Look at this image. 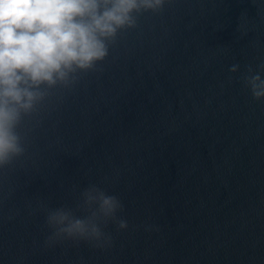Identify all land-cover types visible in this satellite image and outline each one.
<instances>
[{
  "label": "water",
  "instance_id": "95a60500",
  "mask_svg": "<svg viewBox=\"0 0 264 264\" xmlns=\"http://www.w3.org/2000/svg\"><path fill=\"white\" fill-rule=\"evenodd\" d=\"M262 63L264 0L142 13L23 118L26 151L0 170V264H264V99L242 80ZM89 184L128 227L109 223L104 248L46 244L45 209Z\"/></svg>",
  "mask_w": 264,
  "mask_h": 264
},
{
  "label": "clouds",
  "instance_id": "9594fccd",
  "mask_svg": "<svg viewBox=\"0 0 264 264\" xmlns=\"http://www.w3.org/2000/svg\"><path fill=\"white\" fill-rule=\"evenodd\" d=\"M166 0H0V170L23 156L19 131L30 115L57 87L76 83L80 73L97 69L118 33L137 26L144 12L157 13ZM239 70L233 64L229 72ZM264 63L242 77L254 100L264 99ZM118 196L97 184L79 192L74 207L45 209L48 245L86 242L104 248L112 243L109 223L128 227L118 214ZM79 213V214H78Z\"/></svg>",
  "mask_w": 264,
  "mask_h": 264
}]
</instances>
